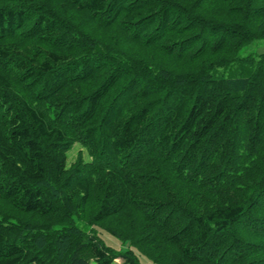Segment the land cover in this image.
<instances>
[{
	"label": "trees",
	"instance_id": "trees-1",
	"mask_svg": "<svg viewBox=\"0 0 264 264\" xmlns=\"http://www.w3.org/2000/svg\"><path fill=\"white\" fill-rule=\"evenodd\" d=\"M261 39L264 0H0V264H264Z\"/></svg>",
	"mask_w": 264,
	"mask_h": 264
},
{
	"label": "rangeland",
	"instance_id": "rangeland-1",
	"mask_svg": "<svg viewBox=\"0 0 264 264\" xmlns=\"http://www.w3.org/2000/svg\"><path fill=\"white\" fill-rule=\"evenodd\" d=\"M249 53H264V39L254 41L251 44L244 47L240 51L241 55H247ZM80 153L83 155V157L86 160L90 159L89 158L90 156L88 155V152L83 147V145L76 143L74 145V147L68 152L69 164L74 163L77 160ZM98 230L100 232L99 234H100L101 238L104 240V242L107 245L112 246L116 249H122V250L128 248L127 244H123L122 241H120L118 238L113 236L111 233H109L103 229H100V228H98ZM137 254H138L142 264H157V263L152 262L146 256H144L140 253H137ZM113 264H124V263H123V260L119 258V259L115 260V262Z\"/></svg>",
	"mask_w": 264,
	"mask_h": 264
}]
</instances>
